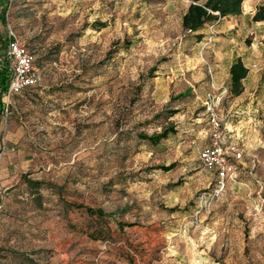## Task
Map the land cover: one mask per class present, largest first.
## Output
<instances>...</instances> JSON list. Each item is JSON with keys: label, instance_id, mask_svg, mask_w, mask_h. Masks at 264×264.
<instances>
[{"label": "rangeland", "instance_id": "1", "mask_svg": "<svg viewBox=\"0 0 264 264\" xmlns=\"http://www.w3.org/2000/svg\"><path fill=\"white\" fill-rule=\"evenodd\" d=\"M205 1L0 0V53L13 33L39 75L0 82V264H264V0L196 40L181 19ZM210 102L242 157L206 202Z\"/></svg>", "mask_w": 264, "mask_h": 264}, {"label": "built area", "instance_id": "2", "mask_svg": "<svg viewBox=\"0 0 264 264\" xmlns=\"http://www.w3.org/2000/svg\"><path fill=\"white\" fill-rule=\"evenodd\" d=\"M34 55L13 34L9 33L4 53H0V67H8L7 99L33 88L39 81L34 68ZM209 125V143L199 154L203 169L215 175L214 186L208 193L206 202L219 198L226 189L227 181L234 172L233 163L240 160L242 153L236 144L228 142L223 133L222 123L210 102L207 107ZM205 202V204H206Z\"/></svg>", "mask_w": 264, "mask_h": 264}, {"label": "trees", "instance_id": "3", "mask_svg": "<svg viewBox=\"0 0 264 264\" xmlns=\"http://www.w3.org/2000/svg\"><path fill=\"white\" fill-rule=\"evenodd\" d=\"M242 3L243 0H206L203 4H191L182 16V29L185 33L194 35L196 40H200L202 38L201 32L205 27H213L221 23L224 19L238 15L241 11ZM3 14H5V12H3ZM253 21H264V8H260L256 12ZM1 68L0 82L5 94L9 82L8 75L6 74V71L8 72V67L6 64H3ZM247 73L248 71L240 58H237L230 66L229 85L232 96L237 97L242 93V81L246 78ZM181 97L184 98L186 95L183 94ZM172 134H175V129L169 126L165 127L160 133H154L152 135L139 134L138 136L140 140L155 146L161 140L167 139ZM87 211L91 215L103 217L101 209H87Z\"/></svg>", "mask_w": 264, "mask_h": 264}]
</instances>
